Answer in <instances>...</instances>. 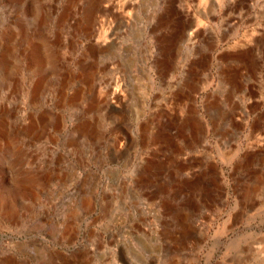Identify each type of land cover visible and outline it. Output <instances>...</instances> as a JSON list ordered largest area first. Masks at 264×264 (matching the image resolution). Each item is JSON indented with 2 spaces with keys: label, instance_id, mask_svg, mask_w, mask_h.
I'll use <instances>...</instances> for the list:
<instances>
[{
  "label": "rangeland",
  "instance_id": "374dc122",
  "mask_svg": "<svg viewBox=\"0 0 264 264\" xmlns=\"http://www.w3.org/2000/svg\"><path fill=\"white\" fill-rule=\"evenodd\" d=\"M0 264H264V0H0Z\"/></svg>",
  "mask_w": 264,
  "mask_h": 264
},
{
  "label": "bare ground",
  "instance_id": "6f19581e",
  "mask_svg": "<svg viewBox=\"0 0 264 264\" xmlns=\"http://www.w3.org/2000/svg\"><path fill=\"white\" fill-rule=\"evenodd\" d=\"M127 8V7H126Z\"/></svg>",
  "mask_w": 264,
  "mask_h": 264
}]
</instances>
